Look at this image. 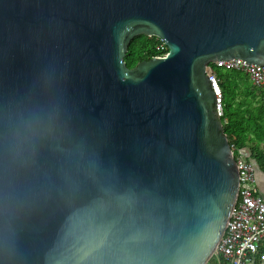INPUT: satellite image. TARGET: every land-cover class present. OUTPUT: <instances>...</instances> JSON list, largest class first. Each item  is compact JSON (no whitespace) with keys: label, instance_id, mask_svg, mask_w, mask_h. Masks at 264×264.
I'll use <instances>...</instances> for the list:
<instances>
[{"label":"water","instance_id":"95a60500","mask_svg":"<svg viewBox=\"0 0 264 264\" xmlns=\"http://www.w3.org/2000/svg\"><path fill=\"white\" fill-rule=\"evenodd\" d=\"M139 35L168 51L129 68ZM231 58L264 65V0H0V264H204L238 193L206 74Z\"/></svg>","mask_w":264,"mask_h":264},{"label":"built area","instance_id":"2783aa9c","mask_svg":"<svg viewBox=\"0 0 264 264\" xmlns=\"http://www.w3.org/2000/svg\"><path fill=\"white\" fill-rule=\"evenodd\" d=\"M155 49L157 53L154 56L157 57L166 55L168 51L166 43L159 38ZM245 62L241 58L221 59L206 68L211 89L216 96L215 109L221 122L225 121L222 90L215 68L242 70L253 84L264 87V65ZM234 156L239 181L237 197L224 231L204 264H250L256 259L264 260V252H261L264 249V195L257 190L253 162L247 158L244 160L242 154Z\"/></svg>","mask_w":264,"mask_h":264},{"label":"trees","instance_id":"16d2710c","mask_svg":"<svg viewBox=\"0 0 264 264\" xmlns=\"http://www.w3.org/2000/svg\"><path fill=\"white\" fill-rule=\"evenodd\" d=\"M157 41L155 36L132 38L124 57L126 65L132 68L156 55ZM215 73L222 90L223 130L234 155H244L242 151L247 148L248 155L244 156L264 171V87L253 84L239 69L215 68Z\"/></svg>","mask_w":264,"mask_h":264},{"label":"crops","instance_id":"0c3cea01","mask_svg":"<svg viewBox=\"0 0 264 264\" xmlns=\"http://www.w3.org/2000/svg\"><path fill=\"white\" fill-rule=\"evenodd\" d=\"M255 168H256V171H255L256 187H257L258 192L264 195V171L261 170L258 166H255ZM259 185L262 186L263 190L259 189ZM263 261L264 260L256 259L253 263H250V264H262Z\"/></svg>","mask_w":264,"mask_h":264},{"label":"rangeland","instance_id":"374dc122","mask_svg":"<svg viewBox=\"0 0 264 264\" xmlns=\"http://www.w3.org/2000/svg\"><path fill=\"white\" fill-rule=\"evenodd\" d=\"M242 153H243L244 155H248V149L245 148V149L242 151ZM249 159H250V158H249ZM250 160H252V159H250ZM252 162H253V161H252ZM259 189H260V190H263V189H262V186L259 185ZM260 190H259V191H260ZM261 192H263V191H261ZM262 264H264V261H263Z\"/></svg>","mask_w":264,"mask_h":264}]
</instances>
